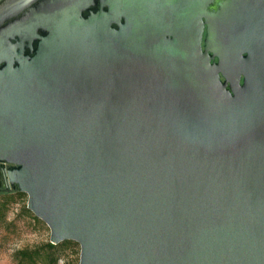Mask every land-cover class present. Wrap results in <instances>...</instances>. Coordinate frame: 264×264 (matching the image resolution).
<instances>
[{
  "label": "water",
  "instance_id": "1",
  "mask_svg": "<svg viewBox=\"0 0 264 264\" xmlns=\"http://www.w3.org/2000/svg\"><path fill=\"white\" fill-rule=\"evenodd\" d=\"M4 0L0 192L78 264H264V0Z\"/></svg>",
  "mask_w": 264,
  "mask_h": 264
},
{
  "label": "rangeland",
  "instance_id": "2",
  "mask_svg": "<svg viewBox=\"0 0 264 264\" xmlns=\"http://www.w3.org/2000/svg\"><path fill=\"white\" fill-rule=\"evenodd\" d=\"M6 221L0 224V264H16L13 252L18 248L32 247L50 240V228L27 208L28 195L13 190ZM64 251L58 264H78L80 244L74 240L63 244Z\"/></svg>",
  "mask_w": 264,
  "mask_h": 264
},
{
  "label": "trees",
  "instance_id": "3",
  "mask_svg": "<svg viewBox=\"0 0 264 264\" xmlns=\"http://www.w3.org/2000/svg\"><path fill=\"white\" fill-rule=\"evenodd\" d=\"M14 201V192H0V224L6 221L9 205ZM70 240L52 243L50 240L32 247L18 248L13 252L16 264H58L64 248Z\"/></svg>",
  "mask_w": 264,
  "mask_h": 264
},
{
  "label": "flooded vegetation",
  "instance_id": "4",
  "mask_svg": "<svg viewBox=\"0 0 264 264\" xmlns=\"http://www.w3.org/2000/svg\"><path fill=\"white\" fill-rule=\"evenodd\" d=\"M98 3H99L98 0H93V4L91 5V8L97 7ZM8 166H11V164L4 163V162L0 161V182H1L3 187L5 186V184H4L3 172L2 171H4V167L6 168Z\"/></svg>",
  "mask_w": 264,
  "mask_h": 264
},
{
  "label": "bare ground",
  "instance_id": "5",
  "mask_svg": "<svg viewBox=\"0 0 264 264\" xmlns=\"http://www.w3.org/2000/svg\"><path fill=\"white\" fill-rule=\"evenodd\" d=\"M4 0H0V4L3 2Z\"/></svg>",
  "mask_w": 264,
  "mask_h": 264
}]
</instances>
